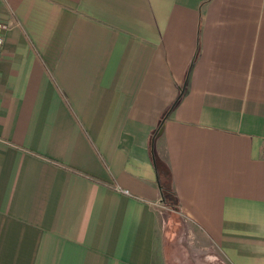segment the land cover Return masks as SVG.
Returning <instances> with one entry per match:
<instances>
[{"label":"crops","instance_id":"obj_1","mask_svg":"<svg viewBox=\"0 0 264 264\" xmlns=\"http://www.w3.org/2000/svg\"><path fill=\"white\" fill-rule=\"evenodd\" d=\"M0 20V264H264V0H0Z\"/></svg>","mask_w":264,"mask_h":264},{"label":"trees","instance_id":"obj_2","mask_svg":"<svg viewBox=\"0 0 264 264\" xmlns=\"http://www.w3.org/2000/svg\"><path fill=\"white\" fill-rule=\"evenodd\" d=\"M172 107L169 108L165 113H163L160 116V119H159V122H158L156 129H154L150 135V145H153V139H155L157 133L162 128V125H163L164 121L166 120V118L168 117ZM151 161H152V165L154 167L155 173L157 175V183H158V187L160 189L161 201L168 207L176 208L178 205V201H177L176 195H175L174 190H173L171 173H170L169 168L167 167L166 163H164L158 157L155 150L152 151V153H151ZM73 172L85 176L84 174H82L81 172H78L76 170H73Z\"/></svg>","mask_w":264,"mask_h":264},{"label":"built area","instance_id":"obj_3","mask_svg":"<svg viewBox=\"0 0 264 264\" xmlns=\"http://www.w3.org/2000/svg\"><path fill=\"white\" fill-rule=\"evenodd\" d=\"M10 29V26L0 20V61L2 57L3 47L5 43V35L7 30Z\"/></svg>","mask_w":264,"mask_h":264},{"label":"rangeland","instance_id":"obj_4","mask_svg":"<svg viewBox=\"0 0 264 264\" xmlns=\"http://www.w3.org/2000/svg\"><path fill=\"white\" fill-rule=\"evenodd\" d=\"M170 214V212H166V211H164L163 212V217H165V218H167V214ZM181 230V227L178 225L177 227H176V229L174 228V223H173V220L171 219L170 220V223H169V226H168V230L169 231H172V233L170 234L173 238L174 237H177V235H178V233H179V231ZM174 231H176V232H174ZM169 233V232H168ZM167 238H168V235H167ZM176 238H174V240H175Z\"/></svg>","mask_w":264,"mask_h":264}]
</instances>
